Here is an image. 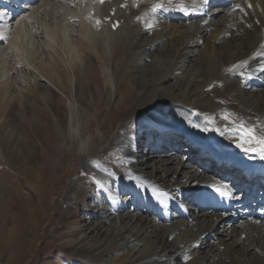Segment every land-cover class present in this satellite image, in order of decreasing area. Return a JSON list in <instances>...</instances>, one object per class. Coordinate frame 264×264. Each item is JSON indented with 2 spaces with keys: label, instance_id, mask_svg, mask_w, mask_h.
<instances>
[{
  "label": "bare ground",
  "instance_id": "1",
  "mask_svg": "<svg viewBox=\"0 0 264 264\" xmlns=\"http://www.w3.org/2000/svg\"><path fill=\"white\" fill-rule=\"evenodd\" d=\"M157 5L162 7H156ZM207 5L212 8L206 14L203 12V6L208 8ZM120 7H126L124 34L115 37L109 27L116 25L121 18L112 17L110 14H114L112 11L117 13L116 8L118 10ZM182 7L185 8L184 11L181 10ZM14 9V12H11L4 5H0V13L5 14L0 19V58L4 54L14 61V65L9 69L11 73L16 67L28 70L27 63L35 53L32 49L40 47V53L48 59L37 56V65H34L33 61L29 63L54 84H58L60 78L63 82L60 83V88L64 93L68 92L64 78L65 70L69 68L73 78L77 77V81H80V77L82 79L85 73H89L90 59H97V68H100L97 72L99 77L95 72H91L97 76L92 77L96 80L101 78L102 87L114 86V98L106 99L97 95L94 98L95 103L87 107V111L93 112L96 118L108 113L106 123L99 126L103 134L95 136L92 130H88L94 125L90 120H86L85 128L81 131L91 139V148L96 143L103 144L108 134L117 131L112 144L109 143L104 153L99 155L101 163L111 162L109 167H106L110 168L109 173H114L116 180L109 174L101 173L98 176L100 179H97L99 184L103 182L105 186L112 185L117 189L113 193L115 197L127 190L134 196L133 200L126 201L122 210L118 209L119 216L115 215L116 217L113 216L110 220L115 223L116 238L121 237L120 232L127 230L136 241L139 240L138 243L142 244L137 250L139 253L143 252L146 264H150L148 260H152L154 264H166L169 261L174 262V259L181 262L180 264H264V159L260 156L252 157L244 150L255 145L254 142L252 145L247 143L250 139L246 136L247 129H254L257 136L264 135V0H207V3H204V0H104V3L99 0H26ZM219 10H222V15H217L216 11ZM97 21L100 23L97 24ZM34 28L37 32H34ZM34 37L40 39L37 41L39 45L35 44ZM126 42V48L132 54L143 50L142 53L135 54L139 60H143L146 50L153 51V42L162 44L158 53L162 55L163 60L161 57H154L149 64L144 63L148 68H153L151 75L146 76L145 70L134 73V76L138 74V79L144 83L142 86L138 85L139 87L134 80L125 83V74L124 81H121L122 77L113 76V68L111 72L108 69L109 63L114 65V62L118 63L117 61L123 59ZM219 46L224 54L215 51ZM199 49L202 53L213 55L210 70L207 69L197 81L195 70L192 71L194 75L189 73L188 77L182 74L178 82L179 85H184L190 94L199 89L197 97L201 96L203 103L186 104L188 111L171 109V124L152 117V124L149 125L157 123L155 128L161 127V135L155 130H148L146 134L149 140L155 137V142L159 145L156 143V147L149 148L152 143L147 145V140L146 144L142 142L139 147L141 132L132 130V125L124 127V122L147 111L153 113L157 103L166 96L163 89H159V94L162 95L156 96L152 90L156 94L155 88L163 80L180 78V75H173L176 69V74L181 73L179 67H174L172 72L169 68L172 65L182 66L184 62L188 63V68L195 59V51ZM83 52L95 53L98 57L89 55L87 59ZM167 57L171 59L166 60ZM111 58L112 62L109 61ZM4 59L0 60V64H5L6 61L1 62ZM166 63L169 70L158 77ZM157 64L160 69L156 68ZM23 70H20L21 73ZM5 71L3 77L7 76L8 72ZM26 72L23 71L25 76ZM182 73L185 74L184 71ZM68 79L70 84V74ZM152 79H157L158 84L155 85ZM117 85L121 88H117ZM171 94L165 101H176L173 98L176 94ZM256 94L260 95L259 103L251 109V102L245 97H255ZM208 96L212 97L213 101ZM216 117L220 120H216ZM148 123V120H143L144 125ZM173 129L181 130L182 135L176 137ZM202 129H206V132ZM82 144L85 148L86 142ZM162 144L166 148L163 147L161 151ZM90 145L87 151L89 153L92 150ZM181 146L185 148L181 150ZM115 148H119L121 152L116 165L112 162L114 154L117 155L116 151H113ZM138 148L142 151H138ZM167 149L169 151L166 154L163 150ZM176 151L187 153V159L180 155L181 161L187 163L177 162V158L173 157ZM144 153L150 155L143 157ZM160 155L162 157L158 158ZM194 158H200L199 162L207 166L213 176L206 173L207 177L203 176L204 173L193 166ZM145 159H149L155 166L151 165V173L145 171L148 167L144 170L138 167L146 165ZM171 165H175L176 172L180 166L188 169L199 184H205L201 186V190L192 193L187 201L196 204L200 211L177 200L171 201V196L176 195L175 198L181 199L185 194L175 179L167 186L158 183L156 176L166 179V175L173 171L169 168ZM227 178L230 181L220 183ZM147 182L152 186H147ZM217 187L226 190L230 195H222L216 191ZM241 188L242 192L233 195ZM254 197L258 200L249 205L248 201ZM128 206L140 210L135 214V221H131L133 217L130 215L121 213ZM155 208L158 220L153 218L149 221L144 214L147 210L153 212ZM187 210H192L195 216L188 215ZM101 211L97 214L108 213V217L114 215L110 216L109 210ZM235 212L239 214L234 218ZM138 218L139 223H136ZM100 225H105V222L102 220ZM87 226L89 234L97 232V243L105 245L111 241L99 225L87 223ZM218 229H222L221 232L225 234ZM236 229L240 231H237L235 236L230 234ZM152 237L156 244L147 240ZM241 237L246 240L243 250L240 249L237 255L235 247L240 243ZM251 239L260 243L262 250L256 249L257 246L250 242ZM123 245L126 249H132L134 246L127 239ZM203 246H207L205 255L199 256L200 250H205L202 249ZM137 250L132 252L131 258H137ZM255 250L256 255L251 252Z\"/></svg>",
  "mask_w": 264,
  "mask_h": 264
},
{
  "label": "rangeland",
  "instance_id": "2",
  "mask_svg": "<svg viewBox=\"0 0 264 264\" xmlns=\"http://www.w3.org/2000/svg\"><path fill=\"white\" fill-rule=\"evenodd\" d=\"M117 1L121 2V0ZM207 6L209 7L203 6V12L206 14L209 9L212 8L210 5ZM122 7L118 10L116 8L117 13L112 11L111 13L114 14H110L112 17L121 18L116 25H111L109 27V29L112 30L111 34H114L115 37L124 34L126 7ZM213 7H215V5ZM219 11H216V13L218 12L217 15H222V10ZM235 15L236 14H234V17H236ZM218 20L220 21L221 19ZM34 32H37V29L34 28ZM35 40V44L40 41L38 38ZM127 45L126 42L123 59L121 58V60L117 61L118 63L114 62L115 66L109 63L108 69L111 72L113 68V76L115 75L116 78L122 77L121 81H124L125 74V83L134 80L136 81L137 87H139L144 85V83L138 79V74L134 76V73L145 70L146 76L151 75V70L153 68H148L144 63L149 64L151 58L153 59L154 57H161L162 59V55L160 56V53H158L162 49V44L153 42L151 44V46L153 45L151 48L153 50L151 51L152 53L146 50L144 53L146 55H143V60H139L138 57H136L137 55H135L142 53L143 50H140V52L136 51L132 54L128 52V48H126ZM220 46L217 47L215 51L224 54L225 52L220 49ZM32 50L35 51V53L30 56L32 60L29 59L27 63L28 70L26 68L23 70L16 67L13 73H11L12 71L9 69L14 65V61L8 55L5 56L4 54L3 57L0 58V60L5 58L1 62L6 61L5 64H0V264H146L145 262L147 260H145L143 252H141V254L139 253L140 251L138 252L137 250L142 243H138L139 240L136 241L127 230L120 232L119 234H121V237L119 236L116 238L115 233H117V231L114 230L115 223L110 221L113 216H119L118 212L120 210L118 209L121 208L122 210V207L126 206V201L133 200L134 196H131V192L127 190V192L120 194L119 197H115L113 193L114 191L116 192L117 189L113 188L112 185L110 187L105 186L102 181V184H99L97 180L100 179L98 177L99 173L104 175L109 174L110 168L108 167L111 162L105 161L101 163L99 155L101 156L104 153L109 143L112 144L113 137L117 131L108 134L103 144L96 143L92 148L90 145L91 139L88 137V134L81 131L85 128L86 120H90L94 125L90 123L93 128H89L88 130H92L95 136H101L103 134V131L99 130V126L106 123V119L109 118L108 113L103 117L96 118L93 112L87 111V107L95 103L94 98L97 95L106 97V99L111 97L114 98V86L109 85L106 86L107 88L102 87V79L99 78L96 80L92 77V75L95 74L91 72H95L99 77L100 74L97 72L100 71V68H97L99 65L97 59H90L89 65L91 66L88 69L89 73H85L82 79L80 77V81H77V77L76 79L73 78V74L69 68L65 70L66 73L64 72V78H66L65 82L67 83L68 92L64 93L61 89L60 83L63 82H61L60 78L58 79V84H54L52 81H49V78L38 73V71L31 66L29 62L32 61L34 65H37V56H41L46 60L48 59L45 55L40 53V47H34ZM110 53L108 55L109 57L111 56ZM83 54L87 59H89V55L95 58L98 57L94 55L95 53H92V55L91 53L83 52ZM194 58L193 63H191L188 68H186L187 62H184L185 64L183 63L182 66L172 65L169 68L170 72H172L174 67H179L178 69L181 70V73L178 72L179 74H176V69L173 75H180V78L168 81L163 80V82L159 84L157 83V79H152L155 85L156 83L158 84L155 88L156 94L152 90L155 96L162 95L159 94V89H163V93L166 96L165 99L171 96V93H175L176 96L173 98H175L176 101L167 102L162 98L160 102L157 103L153 113L147 111L124 122V127L132 125V130L141 132L138 142L139 147L142 142L146 144L147 140H149V136L147 137L148 134H146L149 132L148 130H155V132L159 134L161 132V127L158 126L157 129L155 128L157 123L149 125L152 124V117L158 120L162 119L164 122L167 121L171 124V109L177 108L179 110L188 111L185 108L186 104L195 103L196 105L203 103V98L201 96L197 97L199 95V89L194 91L193 94H190V92H187L188 90H185V86L179 85L178 82L181 80L182 74L188 77V74H192V71L195 70L194 74L197 76L195 81H197L207 69L208 71L210 70V65L213 61L212 54L207 55V53H202L199 49L195 51ZM170 59V57L166 58V60ZM112 60L113 58L109 59L110 62H112ZM155 66L157 69H160L159 64ZM167 67L168 64L166 63L160 70L158 77L164 75V72L169 70ZM80 68L82 71V67ZM7 69L9 71H5ZM20 70L27 71V75L25 76L23 71L21 73ZM4 71L6 73L8 72L5 77L2 76ZM183 71L186 75L182 73ZM67 72L71 77L70 84L68 79L69 74ZM128 74L130 76H128ZM19 76H22V78ZM152 76L154 77V75ZM25 80H27V84ZM28 82H30V84ZM117 88L120 89L121 86ZM147 91L148 89L145 90L146 95ZM208 97L213 101L212 97ZM259 97L260 95L258 94H256L255 97L252 95L245 97L247 100H250L251 109L259 103ZM180 102H182V104H180ZM126 105L129 107L128 103ZM144 119L148 120L149 123L144 125ZM197 119L200 118L197 117ZM215 119L220 120L218 117ZM121 129L123 128H120V130ZM202 130L206 132V129ZM172 131L174 134L176 133V137L181 136L183 133L179 129H173ZM209 141L213 143L212 140ZM83 142H86L85 148L82 147ZM156 143L154 137L153 140L147 142V145L151 144L149 148H153L156 147ZM89 145L92 149L91 153L87 152ZM157 145L159 144L157 143ZM161 147V151L163 147L166 148L163 144ZM183 148L185 147H180L181 150ZM137 150L140 151L141 148ZM113 151L117 153V155L115 156L114 154L112 158L113 164L116 165L119 159L118 157H121V152L119 148H115ZM143 151L146 152V150ZM168 151V149L163 150L166 154ZM179 153L176 151L173 157L177 158V162L179 163H187L180 159V155L187 159V153L184 154L185 152L182 151H179ZM249 154L256 158L259 156V154ZM149 155V153L142 154L143 157ZM162 155L158 158L162 157ZM200 158H194L195 160L192 159L195 162H192L193 166L203 172V176H206V174L213 176L210 169L199 162ZM146 161L147 163L144 167L140 165L138 167L142 170L148 167L145 171L151 173V165H153V167L155 166L151 164L149 159ZM169 168L173 171L171 174L166 175V179L163 180L161 176H156L157 180H159L158 183L167 186L172 179H175L177 185L182 187L181 189L185 194L181 191V195L183 194L182 198L177 199L175 198L176 195H173L170 197L171 201L174 202L177 200L185 206L199 210L196 204L193 205L187 201H189V196L192 193L201 190V186L205 184H199L196 178L193 177V173L188 171V169H184L180 166L176 172L174 169L175 165H171ZM110 177L114 178L115 176L110 175ZM206 177H204V179H206ZM229 178L220 181V183L230 181ZM147 186L151 187L152 184L147 182ZM240 192H242V188L233 193V195ZM108 198L111 200L113 199V201H110ZM72 199L74 200L72 201ZM134 208V206H128L124 211H121V213L130 215L133 217L131 221H135V214L139 213L140 210H136V208L134 210ZM101 209L109 210L110 216L112 214L114 215L108 217V213L97 214L98 212H102ZM155 209L153 212L151 210V213L147 210V213L144 214L148 217L149 221L153 218L158 220V216L156 217L155 214L157 209ZM187 213L191 217L192 215L195 216L192 210H187ZM238 214L239 213L235 212L234 218L237 217ZM102 220L105 222V225H100ZM137 221H139V218L136 220V223H139ZM87 223H91L95 226L99 225L102 232L106 233L111 241L109 240L110 242H106L105 245L97 243V232L89 234ZM116 223H118L117 219ZM163 224L168 225L164 222ZM218 230L219 232L222 231V229ZM237 231H240V229L231 231L230 234L235 236ZM221 233L225 234V232ZM153 238L154 237L147 238V240L156 244L157 242ZM126 239L130 243H133L135 247L133 246L132 249H126L123 245ZM245 240V237H241L240 243L236 245L235 249L237 255L238 251L243 250V243ZM215 242L218 241L215 240ZM250 242H253L257 246L256 249L262 250L260 243L252 239ZM136 243H138V246ZM203 248H205V250H200L199 256L205 255L207 246H203L202 249ZM136 250V253H139L137 258H131L132 252ZM251 252L256 255V250ZM249 257L250 256H248V258ZM148 262L154 264L152 260H148ZM180 263L181 262L174 259V262L169 261L166 264Z\"/></svg>",
  "mask_w": 264,
  "mask_h": 264
},
{
  "label": "snow or ice",
  "instance_id": "3",
  "mask_svg": "<svg viewBox=\"0 0 264 264\" xmlns=\"http://www.w3.org/2000/svg\"><path fill=\"white\" fill-rule=\"evenodd\" d=\"M100 3H104V0H99ZM204 3H207V0H204ZM125 6V5H122ZM251 6V5H249ZM156 7H162V5H157ZM182 11L185 10V8H181ZM5 14L4 13H0V19L3 18ZM100 22L97 21V24H99ZM0 39H2V37H0ZM262 55H264V53H262ZM225 119H227V117H225ZM264 131V130H262ZM246 136L250 137V139L247 141V143L249 145H252V143H255V146H249L246 147L244 150L246 153H256L259 154L261 159H264V135H260L257 136L255 133L254 129H247L246 130ZM241 147H243V144H241ZM98 166V165H97ZM109 175H114V173H109ZM216 191L220 192L222 195H230L229 192H227L226 190H222L221 188L217 187Z\"/></svg>",
  "mask_w": 264,
  "mask_h": 264
},
{
  "label": "clouds",
  "instance_id": "4",
  "mask_svg": "<svg viewBox=\"0 0 264 264\" xmlns=\"http://www.w3.org/2000/svg\"><path fill=\"white\" fill-rule=\"evenodd\" d=\"M83 147V146H82Z\"/></svg>",
  "mask_w": 264,
  "mask_h": 264
},
{
  "label": "water",
  "instance_id": "5",
  "mask_svg": "<svg viewBox=\"0 0 264 264\" xmlns=\"http://www.w3.org/2000/svg\"><path fill=\"white\" fill-rule=\"evenodd\" d=\"M255 154V153H254Z\"/></svg>",
  "mask_w": 264,
  "mask_h": 264
}]
</instances>
